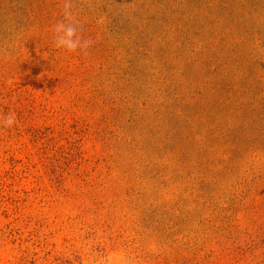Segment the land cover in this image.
Instances as JSON below:
<instances>
[{
	"label": "rangeland",
	"instance_id": "obj_1",
	"mask_svg": "<svg viewBox=\"0 0 264 264\" xmlns=\"http://www.w3.org/2000/svg\"><path fill=\"white\" fill-rule=\"evenodd\" d=\"M0 0V264H264V0Z\"/></svg>",
	"mask_w": 264,
	"mask_h": 264
},
{
	"label": "clouds",
	"instance_id": "obj_2",
	"mask_svg": "<svg viewBox=\"0 0 264 264\" xmlns=\"http://www.w3.org/2000/svg\"><path fill=\"white\" fill-rule=\"evenodd\" d=\"M63 19L53 26L54 46L57 49H64L69 53L77 51L87 55L88 49L93 45L91 39H84L81 30L82 25L74 13V0H63ZM16 123L15 113L0 115V128L10 129ZM99 264H128L124 253H112L104 257Z\"/></svg>",
	"mask_w": 264,
	"mask_h": 264
}]
</instances>
